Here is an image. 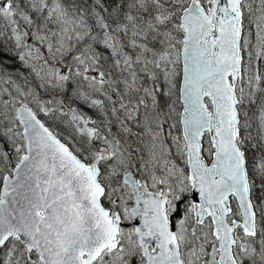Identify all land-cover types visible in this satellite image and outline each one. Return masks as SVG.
<instances>
[{
	"label": "snow or ice",
	"instance_id": "obj_1",
	"mask_svg": "<svg viewBox=\"0 0 264 264\" xmlns=\"http://www.w3.org/2000/svg\"><path fill=\"white\" fill-rule=\"evenodd\" d=\"M0 264H264V0H0Z\"/></svg>",
	"mask_w": 264,
	"mask_h": 264
}]
</instances>
